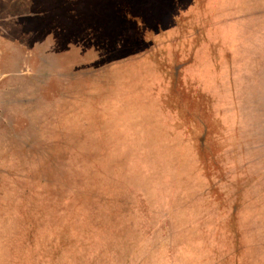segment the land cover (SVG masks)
<instances>
[{
	"label": "rangeland",
	"instance_id": "374dc122",
	"mask_svg": "<svg viewBox=\"0 0 264 264\" xmlns=\"http://www.w3.org/2000/svg\"><path fill=\"white\" fill-rule=\"evenodd\" d=\"M0 264H264V0H0Z\"/></svg>",
	"mask_w": 264,
	"mask_h": 264
}]
</instances>
